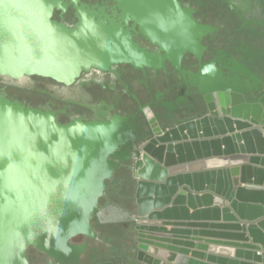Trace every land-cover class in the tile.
I'll list each match as a JSON object with an SVG mask.
<instances>
[{
    "label": "water",
    "instance_id": "1",
    "mask_svg": "<svg viewBox=\"0 0 264 264\" xmlns=\"http://www.w3.org/2000/svg\"><path fill=\"white\" fill-rule=\"evenodd\" d=\"M114 2L119 22L81 0H0V77L71 85L83 72L120 64L155 69L167 61L180 70L191 48L166 10L179 6ZM69 6L72 27L53 19ZM128 20L149 26L142 33L163 57L134 44ZM218 73L209 65L184 79L207 116L156 131L127 157L119 153L131 134L125 118L61 124L48 110L0 96V264H31L30 249L58 264H264V100L247 99L258 90L245 69L227 80ZM118 171L130 180L131 252L103 261L106 251L87 240L98 239L93 221Z\"/></svg>",
    "mask_w": 264,
    "mask_h": 264
},
{
    "label": "flooded vegetation",
    "instance_id": "2",
    "mask_svg": "<svg viewBox=\"0 0 264 264\" xmlns=\"http://www.w3.org/2000/svg\"><path fill=\"white\" fill-rule=\"evenodd\" d=\"M172 1L180 10L166 5L170 7L166 9L171 14L170 20L183 29L191 48L181 57L180 70L172 68L167 61L155 69L120 64L107 71L91 69L83 72L71 85L38 76L22 80L0 77V96L26 107L48 110L61 124L77 119L87 123L106 122L112 117L125 118L131 134L128 147L119 153L124 152L126 157L152 140L156 131L164 132L176 121H186L198 114L207 116V105L203 102L198 105L195 90L184 85V79L198 74L201 67L213 65L219 71L215 78L222 80L239 77L240 71L245 69L248 77L255 80L258 90L247 95V99L264 100V0ZM81 3L100 14L103 11L119 22L121 11L114 8V0H81ZM53 19L68 27L77 23L71 6L63 15L56 11ZM123 26L140 49L149 55L163 57L160 47L142 33L149 30L147 24L142 26L128 20ZM229 64L235 72L228 70ZM178 107L183 109L180 116L176 112ZM167 117L171 120L166 121ZM113 180L114 184H108L107 196L100 201V220L93 221L98 239L87 240V243L106 251L108 257L98 260L120 262L131 252L132 235L127 232L129 215L125 205L130 180L120 171ZM83 242L78 238L71 243ZM27 255L31 264H58L34 249H30Z\"/></svg>",
    "mask_w": 264,
    "mask_h": 264
},
{
    "label": "crops",
    "instance_id": "3",
    "mask_svg": "<svg viewBox=\"0 0 264 264\" xmlns=\"http://www.w3.org/2000/svg\"><path fill=\"white\" fill-rule=\"evenodd\" d=\"M190 213H192V211H190Z\"/></svg>",
    "mask_w": 264,
    "mask_h": 264
}]
</instances>
